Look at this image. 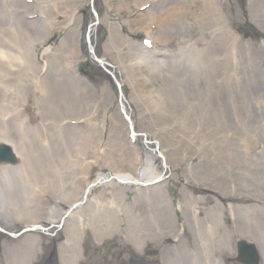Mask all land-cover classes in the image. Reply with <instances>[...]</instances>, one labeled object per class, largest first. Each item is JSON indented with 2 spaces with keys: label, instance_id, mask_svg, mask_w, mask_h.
<instances>
[{
  "label": "rangeland",
  "instance_id": "374dc122",
  "mask_svg": "<svg viewBox=\"0 0 264 264\" xmlns=\"http://www.w3.org/2000/svg\"><path fill=\"white\" fill-rule=\"evenodd\" d=\"M0 1L4 5L11 4L8 10L10 20L5 21L4 16L0 15V139L2 140L0 144L9 148L17 159L15 163L0 164L8 169L0 171V216L6 221H15L17 217L28 220L29 208L33 212L40 211L36 203L42 202L43 197L48 196L59 202L64 200L66 202L77 196L81 198L83 192H80L79 187L83 184L77 187L75 183L77 177L85 176L82 171L84 162L99 156L100 160L105 159L108 162L105 166L112 168L110 159L112 148L123 146L127 148L125 142L128 140L127 142L130 143V140L124 126L121 127L119 124L112 126L109 115L99 112L103 109V103H98L96 100L84 111L69 115L65 109H57L58 102L52 100L54 94L50 92L47 95L48 88L45 87L46 83L41 78L47 73V64H54L55 69L58 70L51 72V79L60 80L64 72L72 66L71 61L76 51L72 43L76 44L77 40L84 48L83 35L79 38L69 35L73 37V40L65 38L56 56L53 57L50 52L49 57L46 56L50 58L49 60L47 58L40 60L35 50L41 39L9 33L10 27L19 18L26 24H32L29 22L32 17L24 18L17 13L18 0ZM30 1L33 2L29 3V6L33 8L30 12L34 14L35 20L44 22L45 12L49 15L51 25L71 19V8L61 4L62 0ZM110 1H114L113 6H115L120 0ZM129 1H131L129 11H123V16L125 19L131 17L133 21L140 20L143 16L140 14L146 11L137 12L136 10L141 6H137L140 4L139 1L137 5H134L132 0ZM54 2L58 7L54 8ZM100 3L103 5L101 0ZM195 3L200 4V1L195 0ZM256 3L257 7L252 14L246 11L243 4H240L243 17L236 21L239 48L238 71L240 72L237 80L234 79L233 74L229 71L224 72L225 69H223L219 74L213 75L212 80L203 86L198 94L190 93L181 86L174 94L171 86H164L156 79L146 82L148 92L145 91L143 82H139L135 92L132 91V87L128 92L133 94L132 102L140 104L137 108L138 115L141 117L143 115L144 124L147 126L145 130L150 132L152 139H161L162 150L170 152L174 149L173 153L176 157H180L179 160L188 154L195 153L193 159L199 163L191 170L196 183H206L207 189L218 195L226 197L225 195L229 194L226 198H233L232 194H235L234 206L241 214L252 216L254 213H259L261 215L259 218H263L264 200L260 199H264V192L256 191V178L249 179V172L254 166L250 158L242 155L245 151L252 150L255 154L251 157L261 159L262 164L264 162L262 159L264 119H259L258 108H256L264 100V82L257 75V71L262 72L264 69V2L260 0ZM92 13L90 7L85 10L84 15L90 16ZM115 15L117 18V14ZM86 16H83L85 27ZM132 26L134 28V24ZM124 28L127 31L126 25ZM137 28L138 26L134 28L135 38L140 39L144 37V31H137ZM156 32H159V28ZM58 34L61 35L60 32ZM29 47L33 49L32 53ZM174 52L170 49L167 52H161L157 57L171 59ZM191 54L194 55L195 52L191 51ZM226 61L225 56L216 58V63L219 65H225ZM81 64L90 76L96 75L101 78L104 76L102 70L95 65L92 66L91 62L82 61ZM232 79L234 82L230 84ZM224 84L228 88L222 92L223 96L216 103L219 106H215L216 104L212 102L213 93L215 89L220 90ZM252 84L260 88L256 89ZM50 88H54L52 84ZM260 111L264 113V108ZM61 123H64L67 133L74 134V136L66 137L72 139V142L64 145L51 136V132L56 131ZM245 145L248 147L244 148ZM34 147L41 155L33 157L29 154ZM136 151L132 152L133 157L135 153L138 154ZM16 152L27 157L21 160ZM60 153L64 155L62 161L55 157ZM78 153L82 155V162L75 165L73 157ZM181 162L182 164L175 165L172 170L174 176L169 178V189L173 198L177 197L178 193H182L180 185L185 184L189 189L195 188L194 185L186 183L187 179L184 178L183 171L187 162L183 160ZM139 166L138 164L133 169L137 172ZM52 180H58L61 187L55 186ZM183 197L185 201L192 202L193 212L199 219L189 224L190 231L184 232L186 237L177 248L172 246L162 254L156 253L164 245L171 244L167 243L169 238L160 242L156 240L163 235L160 233L163 225L154 221L152 224H146L132 217L133 228L129 234L135 233L127 238L110 237L107 243L97 248L90 243V240L106 237L105 231L108 228L101 230L97 223L101 220L90 218L83 219L79 227H74V219L70 216L64 223L67 242L62 245L58 242L57 254L65 264H94L97 259L91 256L97 250L106 247L112 249L119 244L118 239H123L126 241V248L123 250L125 256H133L137 251L133 249L143 245L147 251L144 257L149 262L159 260V264H236L238 243L244 242L241 232L253 235L262 232L264 223L251 225L242 218L232 216L225 211L228 206L224 209L219 208L223 213L221 215L219 211H211V207H207L206 211L201 213L202 206L197 205L195 194H183ZM210 199L213 198L210 196ZM89 202L90 197L83 206L86 211L92 208L86 205ZM57 209V207L52 208V210ZM20 212L24 214L19 215ZM38 215L41 214H33V218ZM38 221L40 220L34 222ZM239 230H241L240 234ZM262 233L264 236V230ZM16 241L25 249L21 252H5L7 259L11 261L8 263L5 256L1 254L0 247V260L3 264H28V261L34 257L33 240L27 233L20 235ZM121 262L124 261L119 259L117 264H122Z\"/></svg>",
  "mask_w": 264,
  "mask_h": 264
},
{
  "label": "bare ground",
  "instance_id": "6f19581e",
  "mask_svg": "<svg viewBox=\"0 0 264 264\" xmlns=\"http://www.w3.org/2000/svg\"><path fill=\"white\" fill-rule=\"evenodd\" d=\"M18 1V8L29 10V6L24 5L21 0ZM101 1H103V5H101L100 0H62L60 3L67 5L72 11L71 19L68 21L63 20L51 25L49 15L45 12L46 20L43 28H39L33 20L29 21L32 24H26L19 18L10 27L9 33L41 39V43L47 45L44 54L48 55V57L50 52L53 57L57 55L58 49L63 46L65 38L73 40V37L69 35L79 38L84 34V38L86 37L84 50L79 47V41L76 40V44L75 42L72 43L76 51L71 64L75 65L77 61L82 60L91 62L92 66L95 65L102 70L104 76L101 78L93 75L91 77L93 80L89 82L79 81L76 75L68 77L67 75H62L63 77H60V80H53L50 74L53 70L56 72L58 70L55 69L54 64H47V73L41 77L46 83L45 87L48 88L47 95L50 92L54 94L52 100L58 102L57 109H65V112L69 115L84 111L96 100L98 103H103V109L99 110V112L103 115L106 113L109 115V119L112 120V126L119 124L121 127L124 126V130L128 132L127 127L129 125L134 132L142 134L140 141L144 140L145 145L142 143L140 147L132 146L127 142V137L124 138L127 140L125 142L127 148L124 146L112 148L113 152L110 158L112 168L105 166L108 162L105 159L100 160L99 156L90 158V161L84 160L86 162H84L82 171L85 176L77 177L75 186L78 187L79 184H83L79 187L81 193L89 186L86 193H90L88 198L90 197L91 203L89 202L86 205L92 206L90 210L86 211L83 209L88 198L79 206L80 196L66 202L65 200L59 202L46 196L42 198V202L36 203L39 206L38 209H41L40 211L33 212L29 208L28 220H26L27 218L23 219L24 217L16 218L15 221L19 220L22 222L26 220L25 222H30L29 226H38L39 223H32L36 220H40L38 222H42L41 219L51 220L50 223L43 225V230L27 231L31 240H33L34 247L32 250L35 252L34 257L28 261V264H50V261L52 262L49 251L54 249L53 245L58 247V242L61 245L67 242V234L64 233V223L70 216H72L71 219H74V227H79L83 219H100L101 221L97 222L100 229L108 228L105 231L106 237L113 238H125L135 233L129 234L133 228L131 217L142 220L146 224H152L153 221L160 222L163 225L160 233L173 237L171 245L177 248L186 236L184 233H177L178 222L174 206L169 197V178L174 176L172 170L175 165L182 164L181 160L185 163L187 162L183 171L185 172L184 178L195 187L194 189L183 188L182 193H180L179 208L185 222L189 225L198 221L199 218L193 212L192 202L185 201L183 194L190 195L193 193L196 195L195 201L197 205L202 206L201 213L205 212L207 207H211V211L216 210V212L219 211V215L223 214L219 210V208L224 209L223 206L215 199H210V196L205 197L202 195L200 189L207 188V184L196 183V179L192 176L193 171L191 169L199 163V161L195 162L193 159L195 153L188 154L185 158L179 160L180 157H176L173 153L174 149L170 152L162 150L161 139H151L150 132L145 130L147 126L144 124L143 115L142 117L138 115L139 111L137 108L140 107V104L132 102L133 94L128 91L132 87V91L135 92L139 82H143L145 91L148 92L146 82L156 79L162 82L164 86H171L174 94H176L179 86L187 89L190 93L198 94L203 89V86L212 80L213 75L219 74L223 69H225L224 72L229 71L233 74L234 79L237 80L240 72L238 71L239 48L237 45L236 21L241 20L243 17L240 4H243L246 11H250L252 14L257 7L256 2L260 0H199L200 4L195 3V0H138L140 3L138 5V1L132 0L134 5L148 7L146 12L140 14L143 15L140 20L131 21L138 26V31H144L150 44L153 45L152 52L148 53L142 43L135 42L132 34L135 32L132 31L130 22L123 21L124 24H127V28L130 31H126L127 34L120 23L119 18L122 19L124 17L123 11H129L131 1L120 0L115 6L109 3L108 0ZM261 1L264 2V0ZM56 4V2L53 3L54 8L58 7ZM91 6L94 13L87 18V26L85 27L83 16H86L84 15L85 10ZM10 7L11 4L4 5L0 1V15L4 16L5 21L7 19L10 20V12L8 11ZM30 14L32 12H27L23 17H28ZM113 14H117L115 21L111 18ZM82 27H84L83 30ZM158 28L159 32H156ZM192 29H194L193 32ZM56 32H63L65 35L58 40H54ZM170 49L175 51L171 59L157 57L161 52H167ZM29 50H31V53L33 52L31 47H29ZM191 51H194L195 54L192 55ZM137 53L142 54V56ZM222 56L227 57L225 65L216 63V58ZM49 59L47 58V60ZM92 59H97L99 62H94ZM217 67L220 70L216 69ZM257 75L264 82V69L262 72L257 71ZM234 79L231 80L230 84L234 82ZM248 79L250 81V77ZM219 83L221 82L219 81ZM50 84L54 87L53 89L50 88ZM252 85L256 89L260 88L256 84ZM227 88V85L224 84L220 90L215 89L212 98L214 105L223 96L222 92ZM215 106H219V104ZM256 108H258L259 119H264V113L260 111V109L264 108V100ZM110 120L109 122L111 123ZM51 136L64 145L72 142V139L66 137L74 136V134L71 132L67 133L64 123H61L56 131L51 132ZM247 147L245 145L244 148ZM31 150L29 154L33 157L41 155L39 151L35 150V147L31 148ZM135 150H137L138 154L135 153L133 157L132 152L134 153ZM254 154L255 152L252 150L242 153V155H246L247 158L251 159L250 161L254 166L249 172V179L255 180L256 178V191L259 193V190L264 192V162L262 164L261 159L252 158L251 155ZM16 155L21 160H25L27 157L19 152H16ZM55 157L60 161L64 159V155L61 153ZM262 159L264 161V155ZM73 162L75 165L80 164L82 155L78 153L74 156ZM138 164L140 167L143 166L140 177L137 176L136 170L133 169ZM4 170L8 169L1 165L0 171ZM53 171L57 173L55 170ZM151 180L157 182L153 185L145 186V182ZM132 181L137 184L134 188L124 185ZM52 182L55 186L61 187L58 180H52ZM232 195L233 198H228L230 204H228V208L225 211L232 216L242 218L251 225L264 223V217L259 218L261 216L259 213H254L252 216L241 214L234 206L236 196L235 194ZM225 196L228 197L229 194ZM74 204L76 206H73ZM71 206L73 207L67 210V207L70 208ZM54 207L58 209L52 210ZM66 210L67 213L62 218L61 215ZM31 212L33 214L40 213L42 216L38 215L33 218ZM23 214L24 212H20L19 215ZM1 217L0 220L2 221ZM58 218L59 220H57ZM0 230V233L9 231L3 228H0ZM261 230L263 232L264 227ZM240 232L241 230H239V234ZM262 232L254 235L244 231L241 232V238L258 249L261 257L260 264H264V236ZM94 241H96L94 245H97L102 239H93L90 240V243ZM0 247L1 254L5 256L8 263L11 261L7 259L5 252H21L25 249L16 241V238L12 240L1 234ZM54 250L55 264H65L57 254V250ZM0 264H3L2 260H0Z\"/></svg>",
  "mask_w": 264,
  "mask_h": 264
},
{
  "label": "water",
  "instance_id": "95a60500",
  "mask_svg": "<svg viewBox=\"0 0 264 264\" xmlns=\"http://www.w3.org/2000/svg\"><path fill=\"white\" fill-rule=\"evenodd\" d=\"M3 151L5 152V154L11 155L8 150H3ZM251 251L252 250L249 249V247H242V251H241L242 256L243 257L246 256V258L245 257L244 258H245L246 262H248V263H253L255 261L254 260L253 253ZM246 252H250V255L249 254H246Z\"/></svg>",
  "mask_w": 264,
  "mask_h": 264
}]
</instances>
